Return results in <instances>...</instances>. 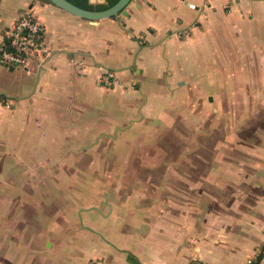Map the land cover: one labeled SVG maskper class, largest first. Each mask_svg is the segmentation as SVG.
I'll return each mask as SVG.
<instances>
[{
    "label": "crops",
    "instance_id": "1",
    "mask_svg": "<svg viewBox=\"0 0 264 264\" xmlns=\"http://www.w3.org/2000/svg\"><path fill=\"white\" fill-rule=\"evenodd\" d=\"M111 1L86 0L91 8ZM25 7L42 25L49 51L27 67L0 62V264H264V0H130L126 15L99 19L48 0H0V25H11ZM224 29L236 32L239 47L263 50L258 62L256 54L247 61L251 68L242 69L238 59L231 75L223 66L217 73L220 94L224 79H235L233 108L256 113L248 144L233 136L237 149L196 151L191 158L200 157V165L185 161L183 174L173 161L154 166L153 181L137 185V209L131 198L121 201L125 231L132 233H110L101 217L96 221L104 225L69 218L71 227L59 225L53 233L34 232L25 218L18 230L16 214L2 215V206L10 212L17 203L16 143H31L24 157H33L35 142L76 141L79 156L82 143L141 142L160 120L170 128L175 123L166 116L176 110L179 93H202L206 51L218 48ZM108 69L119 85L100 83ZM248 78L245 105L238 98ZM109 206L102 215L115 218L117 205Z\"/></svg>",
    "mask_w": 264,
    "mask_h": 264
},
{
    "label": "rangeland",
    "instance_id": "2",
    "mask_svg": "<svg viewBox=\"0 0 264 264\" xmlns=\"http://www.w3.org/2000/svg\"><path fill=\"white\" fill-rule=\"evenodd\" d=\"M243 27L240 29V38L246 39ZM229 35L233 38H229ZM238 39L233 30L224 29L219 32L220 45L218 48L213 46L208 48L207 56L205 55L207 62L204 61L206 73L204 71V75L198 77L203 83L202 93L196 94L195 90L191 93H179L176 110L168 111L166 116L173 118L175 124L169 128L164 125L167 122L160 120L161 125L152 129L144 141H129L126 137L125 141L107 138L82 143L78 148L79 156L74 153L76 141L35 142L32 148V154H35L33 157H24V153L29 151L25 147L31 143H16L14 160L17 169L15 174L17 203L11 207L10 212L7 210L8 206H2V215L16 214L18 230L24 229L28 223L32 224L30 228L34 232L46 229L53 233L59 225L60 228L61 225L66 226L65 228L71 227L67 223L69 218L75 217V221L77 218V221L84 223L85 217H91L97 225L107 223L112 230L110 233H132L125 231L127 222L122 219L125 207H121V201L131 198V208L137 209V185L144 178L147 182L153 181L154 166L163 167L168 161H173L178 167V174L180 172L183 174L187 171L179 168L185 166V161L189 164L192 162L194 166L200 165V157L191 158L196 151L237 149L239 146L235 142V137L245 145L249 143L250 122L256 119V113L249 112L248 109L233 108L231 88L235 79L232 76L224 79L226 88L224 95L220 94L218 88L220 78L217 77V73L220 67H225V70H229L228 75H231L238 59L242 63V69H249L254 65L247 61L254 60L255 46L246 43L248 45L239 47ZM242 50V55L239 56L238 51ZM256 51L255 61L258 62L263 50L257 46ZM221 57L224 64L221 63ZM259 64L257 63V68H260ZM194 69L195 64H192L190 70L193 73ZM251 80L253 81L245 79L242 85L245 86L243 95L238 98L239 102L245 105L249 102L248 87ZM134 81L129 80L130 84L127 86L134 87L136 84ZM119 84L120 82L116 85ZM226 136H231V140L227 141ZM186 151L192 152L189 154L190 157L185 156ZM64 155L66 157H63ZM30 164L36 168L25 169ZM33 169H37L36 172ZM30 170H33L32 173ZM4 176L2 174V177ZM12 177L13 174L11 179ZM178 180L184 181L183 178ZM31 187L33 190L30 200L28 194ZM5 192L8 193L7 190ZM10 193H14V190ZM110 201L115 203L119 210L116 211L118 214L115 218L111 217V213L109 216L102 215L110 210ZM98 217H101L104 223L96 221ZM25 218L28 222L24 225ZM79 224H76V227H79ZM143 229L141 226L138 230Z\"/></svg>",
    "mask_w": 264,
    "mask_h": 264
},
{
    "label": "built area",
    "instance_id": "3",
    "mask_svg": "<svg viewBox=\"0 0 264 264\" xmlns=\"http://www.w3.org/2000/svg\"><path fill=\"white\" fill-rule=\"evenodd\" d=\"M42 25L31 8L25 7L9 26L0 25V62L11 67H27L30 59H42L48 47L42 36ZM100 83L114 86L119 83L116 71L106 70Z\"/></svg>",
    "mask_w": 264,
    "mask_h": 264
},
{
    "label": "water",
    "instance_id": "4",
    "mask_svg": "<svg viewBox=\"0 0 264 264\" xmlns=\"http://www.w3.org/2000/svg\"><path fill=\"white\" fill-rule=\"evenodd\" d=\"M61 9L68 11L72 14L88 19H99L109 16L120 17V14L126 15L127 10L125 6L130 0H116L111 5L104 8H87L79 6L70 0H48Z\"/></svg>",
    "mask_w": 264,
    "mask_h": 264
},
{
    "label": "trees",
    "instance_id": "5",
    "mask_svg": "<svg viewBox=\"0 0 264 264\" xmlns=\"http://www.w3.org/2000/svg\"><path fill=\"white\" fill-rule=\"evenodd\" d=\"M70 1H72L73 3H75V4L79 5V6H82V7H87V8H91L92 7L86 2V0H70ZM115 1L116 0L111 1L110 4L114 3ZM107 6H109V4L101 5L100 7L104 8V7H107ZM260 256H261V254L259 253L257 255L256 260H258L260 258Z\"/></svg>",
    "mask_w": 264,
    "mask_h": 264
}]
</instances>
